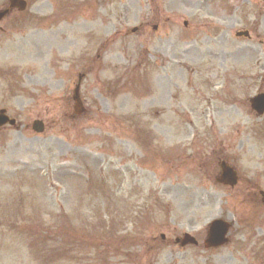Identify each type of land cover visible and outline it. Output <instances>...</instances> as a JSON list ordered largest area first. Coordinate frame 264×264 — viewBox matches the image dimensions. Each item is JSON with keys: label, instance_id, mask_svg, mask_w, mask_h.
<instances>
[{"label": "rangeland", "instance_id": "obj_1", "mask_svg": "<svg viewBox=\"0 0 264 264\" xmlns=\"http://www.w3.org/2000/svg\"><path fill=\"white\" fill-rule=\"evenodd\" d=\"M246 5L26 0L0 19V264H264V16ZM218 218L229 240L205 248Z\"/></svg>", "mask_w": 264, "mask_h": 264}, {"label": "water", "instance_id": "obj_2", "mask_svg": "<svg viewBox=\"0 0 264 264\" xmlns=\"http://www.w3.org/2000/svg\"><path fill=\"white\" fill-rule=\"evenodd\" d=\"M74 98L76 100V106L75 108L77 109V106L79 105L78 102V96H77V90H75ZM261 104H264V100H259ZM4 110H0V124L3 123L4 121L7 120V116L3 114ZM10 123H13V120H9ZM33 128L36 131L42 130V124L39 121L34 122ZM223 166L225 167L223 171V175L225 178L229 180L230 183L234 182L235 180V173L231 168L226 167L224 164ZM228 228V224L225 223L222 220H213L210 223L209 226V234H208V239L206 241L207 245H219L222 244L224 241H226V238L224 237L226 231Z\"/></svg>", "mask_w": 264, "mask_h": 264}, {"label": "flooded vegetation", "instance_id": "obj_3", "mask_svg": "<svg viewBox=\"0 0 264 264\" xmlns=\"http://www.w3.org/2000/svg\"><path fill=\"white\" fill-rule=\"evenodd\" d=\"M245 3H248L247 6V9L249 10V12L252 11L253 15H259V16H264V0H244ZM10 13V12H9ZM251 28L248 29L249 31V36L244 38V37H239L237 39H250L251 38V33L252 31L250 30ZM254 30H256L254 28ZM256 32V31H255ZM256 35V38H258V34H255ZM259 43L260 44H264V42L262 41V39H259ZM242 77L239 76V79H241ZM263 81H264V77H263ZM263 89L262 88H257L256 89V92H260L262 91ZM172 228L170 226H168V230H171ZM153 239L156 238V237H152ZM160 238L164 241V242H169L170 240L167 239L165 236L164 237H161ZM151 248V247H150ZM147 249V252L150 251L151 249ZM143 252L145 253V249H143ZM138 256H143V254H138Z\"/></svg>", "mask_w": 264, "mask_h": 264}]
</instances>
